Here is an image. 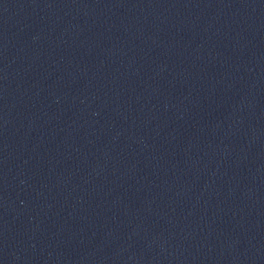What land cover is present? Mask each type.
Segmentation results:
<instances>
[{"label": "water", "instance_id": "obj_1", "mask_svg": "<svg viewBox=\"0 0 264 264\" xmlns=\"http://www.w3.org/2000/svg\"><path fill=\"white\" fill-rule=\"evenodd\" d=\"M202 0H0V196L74 135Z\"/></svg>", "mask_w": 264, "mask_h": 264}]
</instances>
